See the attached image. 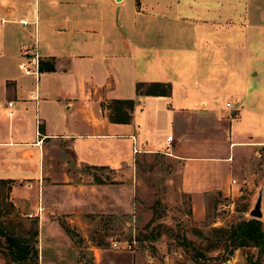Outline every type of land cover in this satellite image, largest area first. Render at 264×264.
Wrapping results in <instances>:
<instances>
[{"label":"crops","instance_id":"1","mask_svg":"<svg viewBox=\"0 0 264 264\" xmlns=\"http://www.w3.org/2000/svg\"><path fill=\"white\" fill-rule=\"evenodd\" d=\"M122 1L0 0V178L11 180L17 214L40 213L39 264H83L77 228L59 217L73 223L110 204L111 184L77 181L73 164L127 168L140 153L162 152L179 161L193 212L204 209L210 192L245 193L253 203L264 184L256 185L262 170L253 168L264 130L257 134L249 102L259 91L251 74L264 71L257 63L264 60V0H131L126 16L98 10ZM170 20L189 30H171ZM35 52L37 77L20 65L31 70ZM138 82L170 89L145 94ZM219 91L232 103L225 101V116L209 107L210 93ZM112 98L134 99L130 121L110 120L104 103ZM51 166L58 167L56 197L49 194ZM262 210L264 227V188ZM87 249L94 264L149 263L128 248ZM0 264H7L1 254Z\"/></svg>","mask_w":264,"mask_h":264},{"label":"rangeland","instance_id":"2","mask_svg":"<svg viewBox=\"0 0 264 264\" xmlns=\"http://www.w3.org/2000/svg\"><path fill=\"white\" fill-rule=\"evenodd\" d=\"M131 5V0H123L116 9L104 6L98 10L106 15L109 11L115 14L119 9L121 15H125L131 11ZM127 22L126 26H131L129 20ZM150 24L156 26L153 22ZM166 24L171 30L180 33L187 32L190 27L188 25L186 28L176 20H170ZM126 31L129 33L130 30ZM261 56L264 57L261 54L258 58ZM257 63L264 67V60ZM261 77L264 78V71L257 72V78L253 74L250 78L251 87L256 86L260 91L259 95L249 101L251 108L256 109L252 112L257 116L254 123L260 129L257 134L264 130V86H261L264 85V79ZM212 79L217 80L216 75ZM212 94L208 97L209 107L217 110L218 114L227 115V107L224 108V105L230 98L228 94L221 91ZM259 149L261 154L253 166L255 172L262 170L256 176L257 186L264 179V148ZM56 153L58 152L52 155ZM242 165L247 173L248 164ZM53 166L47 168L46 173L47 178L51 175L54 178L49 194L56 197L59 188L58 173H53V170L58 171V167ZM68 170L82 183L91 178L95 183L102 180L111 184V201L110 204L106 203L107 209L79 213V220L73 223H69L65 217L57 216L64 227L70 229L69 224H73L77 228L78 231H72L83 252V264H94L95 256L93 250L87 249L88 246H97L101 250L111 248V240L115 239L121 241V245L128 243V249L134 253L139 252L140 256L148 260V264H248L247 256L253 250L249 247H238L227 259L222 260L220 257L223 245L215 241L216 233L212 229L218 226L228 227L243 218L251 217L248 212L253 203L246 199L248 196L245 193L230 198L210 192L206 195L204 209L193 212L190 196L180 187L179 161L162 152L140 153L127 168L73 164ZM118 183L122 185L119 186ZM27 220H37V216L28 217ZM192 246L201 250L205 257L197 258L192 255ZM97 251L101 252L100 249Z\"/></svg>","mask_w":264,"mask_h":264},{"label":"trees","instance_id":"3","mask_svg":"<svg viewBox=\"0 0 264 264\" xmlns=\"http://www.w3.org/2000/svg\"><path fill=\"white\" fill-rule=\"evenodd\" d=\"M156 86L161 88L155 90ZM136 87L145 94H166L170 89L168 83L161 82L147 85L138 82ZM134 103L131 98H112L104 106L108 109L110 120L128 122ZM39 129L42 131L43 127L40 125ZM10 188L11 180L0 178V254L7 264H39L38 220L24 219L15 212L14 203L9 198ZM212 229L216 233L215 241L223 245L220 257L222 260L227 259L238 247H249L253 250L247 256L248 264H264V227L261 218H243L228 227L218 226ZM191 249L195 257H205L201 250L194 246Z\"/></svg>","mask_w":264,"mask_h":264},{"label":"built area","instance_id":"4","mask_svg":"<svg viewBox=\"0 0 264 264\" xmlns=\"http://www.w3.org/2000/svg\"><path fill=\"white\" fill-rule=\"evenodd\" d=\"M22 22H25V20H22ZM30 62L33 65V68L31 70L28 68L27 64H24L23 62L20 65L26 72H33V73H35V76L37 77L38 76L39 56H38V54L36 52L34 54H32V56L30 57ZM226 106L230 107V106H232V103L230 101H227L226 102ZM171 138H172L171 135L167 136V140L168 141H170ZM235 181H236L235 179H232V182H235ZM38 208H39V211H40V209H42L41 206H39ZM27 216H29V217L37 216L38 218H40V213L33 214V213L29 212L27 214ZM111 246L115 247V248H117V247L129 248L130 247V245L128 243H125V244L121 245V241L116 240V239L115 240H111Z\"/></svg>","mask_w":264,"mask_h":264},{"label":"water","instance_id":"5","mask_svg":"<svg viewBox=\"0 0 264 264\" xmlns=\"http://www.w3.org/2000/svg\"><path fill=\"white\" fill-rule=\"evenodd\" d=\"M263 188H264V184H261L253 200V204L251 208L249 209L248 214L251 217L261 218L263 216V210H262Z\"/></svg>","mask_w":264,"mask_h":264}]
</instances>
